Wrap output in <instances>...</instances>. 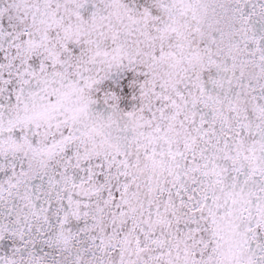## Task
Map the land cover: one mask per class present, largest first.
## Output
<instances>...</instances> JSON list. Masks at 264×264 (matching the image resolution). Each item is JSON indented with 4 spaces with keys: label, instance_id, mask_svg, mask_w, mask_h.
Listing matches in <instances>:
<instances>
[{
    "label": "snow or ice",
    "instance_id": "obj_1",
    "mask_svg": "<svg viewBox=\"0 0 264 264\" xmlns=\"http://www.w3.org/2000/svg\"><path fill=\"white\" fill-rule=\"evenodd\" d=\"M0 264H264V0H0Z\"/></svg>",
    "mask_w": 264,
    "mask_h": 264
}]
</instances>
